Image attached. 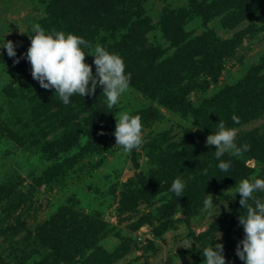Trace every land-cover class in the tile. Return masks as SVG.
Returning <instances> with one entry per match:
<instances>
[{"label": "rangeland", "instance_id": "374dc122", "mask_svg": "<svg viewBox=\"0 0 264 264\" xmlns=\"http://www.w3.org/2000/svg\"><path fill=\"white\" fill-rule=\"evenodd\" d=\"M59 1L0 0V40L5 36L16 50L13 57L0 49V264H83L95 249L105 251V264H203L201 250L212 240L213 245L222 242L225 264H244L235 251L244 235L238 216L245 210L239 204L241 194H235L239 180L204 188V179L210 178L208 185L216 180L215 168L205 176L196 168H173L180 160L174 158L180 152L178 142L188 131L205 140L208 135L190 117L130 85L111 108L100 86L92 95L74 93L64 104L53 88H43L32 77L30 62L21 55L30 45L27 32L34 23L60 30L59 24L47 25L59 15ZM140 7L149 20L147 43L163 53L158 62L176 52L160 24L170 11L188 13L175 27L191 36L209 30L229 40L242 33L233 54L219 62V74L206 78L207 96L250 70L264 75L261 22L244 19L231 28L221 16L206 20L190 13L187 0H147ZM107 41L102 33L85 51H94L96 44L106 47ZM84 59L92 64L94 57L86 52ZM205 87L191 92L192 100L203 98ZM148 106L157 108L158 119L140 116L139 146L124 152L115 139L102 143L105 135L113 136L115 115L136 114ZM234 129L236 143L249 132L264 137V113ZM225 155L250 168L244 178L264 177V159ZM177 176L186 185L180 197L169 191ZM208 194L216 203L213 216L203 209Z\"/></svg>", "mask_w": 264, "mask_h": 264}, {"label": "trees", "instance_id": "16d2710c", "mask_svg": "<svg viewBox=\"0 0 264 264\" xmlns=\"http://www.w3.org/2000/svg\"><path fill=\"white\" fill-rule=\"evenodd\" d=\"M146 1L60 0L59 15L49 19L47 25L53 27L59 24L60 30L83 36L90 44L98 35L105 33L111 40L107 41L105 48L122 57L125 71L131 74L130 86L150 99H155L167 109L190 117L197 127L208 134L216 131L218 120H223L227 127L237 128L264 113V75H258L257 69L250 70L234 83L214 88L216 91L210 96L205 92L206 78L219 74V62L233 54V48L242 40V33H235V37L229 40L218 39L209 30L201 35L191 36L190 33L185 34L179 26L175 27V24L179 25L176 21H180L188 13L183 9L170 11L162 16L160 24L169 32L176 52L158 62L163 53L159 47L152 48L145 38L149 30V20L142 16L140 5ZM187 1L190 13L201 14L206 20L221 16L220 21L233 28L244 19H253L261 22L258 30H264V0ZM116 35L117 40L114 39ZM205 84L206 87L201 90L205 96L197 102L192 100L189 94L198 91ZM97 104L102 106L101 103ZM136 114L148 115L149 118L144 119L149 121L158 119L159 111L157 112L156 107L148 106L136 111ZM99 130L97 127L93 131ZM109 138L115 139L114 134L105 135L102 143L108 144ZM205 141L188 131L183 140L178 142L180 152H174V158L180 160L173 168H182V171L196 168L203 171V176L204 172L215 168L216 180L208 185L210 178L204 179V188H223L247 176L250 168L239 159H228L225 154L221 159L231 163L227 171H221L217 167L219 161L214 155L215 145H207ZM243 144H247L248 149L241 154L264 159V137L249 132L245 139H237L238 146ZM209 163H213V166L209 167ZM93 234L94 232L89 236L92 238ZM84 241L85 238H81V243ZM95 251L83 264H105V251Z\"/></svg>", "mask_w": 264, "mask_h": 264}, {"label": "clouds", "instance_id": "9594fccd", "mask_svg": "<svg viewBox=\"0 0 264 264\" xmlns=\"http://www.w3.org/2000/svg\"><path fill=\"white\" fill-rule=\"evenodd\" d=\"M27 33L30 45L21 55L30 62L32 77L43 88H53L64 104L70 102L72 94L92 95L100 86L111 108L129 88L131 74L125 71V63L118 53L110 52L101 44H96L94 51H85L92 45L83 36L64 30H45L39 23H34ZM0 49H6L9 56H16L13 41L6 40L5 36L0 40ZM86 52L93 55L92 64L85 61ZM115 120V145L129 152L142 143V123L138 114L122 111L118 118L115 115ZM235 137L236 130L227 127L223 120H218L216 131L206 137L207 145H215L214 155L221 171H227L231 163L220 159L225 153L238 155L248 149L247 144L238 146ZM185 186L184 180L177 176L169 191L180 197L184 195ZM237 192L241 194L239 204L245 211L238 216L244 235L237 242L236 254L244 264H264V177L241 178L235 184V194ZM215 204L208 194L203 200V209L213 216ZM211 242L201 250L203 264H225L222 242L214 245Z\"/></svg>", "mask_w": 264, "mask_h": 264}]
</instances>
